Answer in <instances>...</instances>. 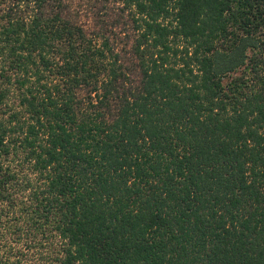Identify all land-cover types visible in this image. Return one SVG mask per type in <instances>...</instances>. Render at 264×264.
Segmentation results:
<instances>
[{
    "label": "trees",
    "instance_id": "trees-1",
    "mask_svg": "<svg viewBox=\"0 0 264 264\" xmlns=\"http://www.w3.org/2000/svg\"><path fill=\"white\" fill-rule=\"evenodd\" d=\"M114 9L0 0V264H264V0Z\"/></svg>",
    "mask_w": 264,
    "mask_h": 264
},
{
    "label": "rangeland",
    "instance_id": "rangeland-1",
    "mask_svg": "<svg viewBox=\"0 0 264 264\" xmlns=\"http://www.w3.org/2000/svg\"><path fill=\"white\" fill-rule=\"evenodd\" d=\"M71 6L78 8L75 18L80 21L86 29L98 32L105 36H110L116 48L122 51L124 59L128 62V67L133 68L134 59L130 52L132 39L128 37V28L119 22L114 21L116 16L115 0H68ZM108 2V3H106ZM80 7V8H79ZM98 30V31H97ZM124 38L129 41H125Z\"/></svg>",
    "mask_w": 264,
    "mask_h": 264
}]
</instances>
